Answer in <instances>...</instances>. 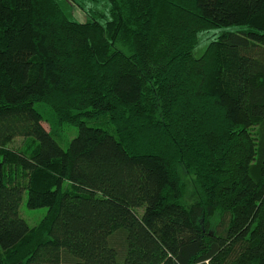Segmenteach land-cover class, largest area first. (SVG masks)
<instances>
[{"label":"trees","instance_id":"1","mask_svg":"<svg viewBox=\"0 0 264 264\" xmlns=\"http://www.w3.org/2000/svg\"><path fill=\"white\" fill-rule=\"evenodd\" d=\"M0 251L264 264V0H0Z\"/></svg>","mask_w":264,"mask_h":264},{"label":"rangeland","instance_id":"2","mask_svg":"<svg viewBox=\"0 0 264 264\" xmlns=\"http://www.w3.org/2000/svg\"><path fill=\"white\" fill-rule=\"evenodd\" d=\"M76 3L78 2H71L69 3V11L71 12V14L73 15V17L78 20V21H84L85 20V13L83 12L86 11V9L89 6V2H85L86 3V9H81ZM82 3V2H81ZM102 3V2H101ZM213 38V35H201L200 37V42L197 46V48L195 49V56L198 57L200 55H202L206 45L208 44L209 41H211V39ZM47 126V124H45ZM48 127V126H47ZM77 135V129L76 128H70V130L67 132L66 135H61L60 137H56V140L58 141V143L61 145V147H63V149H66L68 147V142L76 137ZM180 171V175L182 177V182H183V187L185 190V197H186V201L190 202V203H197L202 195L201 189L199 187V185H197L195 179L191 176L188 175L187 172L185 171L184 168L180 167L179 169ZM21 213L23 214L24 218L27 220V222L32 226H36L38 225V223L40 222L41 219H43L45 217V215L47 214V210L46 209H40V210H31L27 207L26 205V195L24 198V202L22 204V209H21ZM0 256H1V251H0Z\"/></svg>","mask_w":264,"mask_h":264}]
</instances>
